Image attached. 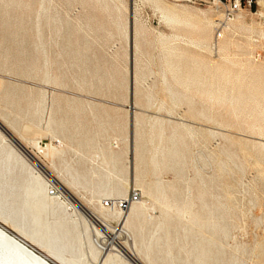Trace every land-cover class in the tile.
<instances>
[{
	"label": "rangeland",
	"instance_id": "obj_1",
	"mask_svg": "<svg viewBox=\"0 0 264 264\" xmlns=\"http://www.w3.org/2000/svg\"><path fill=\"white\" fill-rule=\"evenodd\" d=\"M232 9L0 0V124L46 169L22 151L29 172L0 162L2 217L31 230L25 190L38 171L71 181L68 192L110 227L100 202L136 191L140 214L120 239L143 264H264V4ZM65 198L40 221L69 232L65 259L96 264L103 250L89 225L99 226Z\"/></svg>",
	"mask_w": 264,
	"mask_h": 264
},
{
	"label": "bare ground",
	"instance_id": "obj_2",
	"mask_svg": "<svg viewBox=\"0 0 264 264\" xmlns=\"http://www.w3.org/2000/svg\"><path fill=\"white\" fill-rule=\"evenodd\" d=\"M257 4L259 6H263L264 0H257ZM160 10L162 14L168 19V21L173 23L183 22V20H181V15L178 14V12H176L175 10L171 9V7L168 8L166 6H161ZM167 64L169 65V62ZM169 66H172V64ZM173 73L177 74L178 69H173ZM226 75L228 77L229 73H227ZM17 140L12 138L11 136L9 137L6 136L4 133L0 131V162L4 164L3 171L8 172L10 171L11 166L14 168L15 165H19L21 171L29 172L30 171L29 168L25 167V160L22 155L23 152L41 171L46 173V169H44L43 165L38 161L36 156L32 155L30 152H27L24 146L22 147L19 144L20 142L18 143ZM12 141L13 143H15V145H17V147L12 143ZM42 150L43 147L38 148L39 152H42ZM130 151L132 152L131 148ZM131 166L133 172L134 169L133 163ZM36 172H35L36 175H33L32 179L30 180L25 190V195L27 197L25 200V204L26 205L28 204L26 211H29L30 213L29 215H30L31 230L29 232L26 231L24 232L18 229L16 230L9 223L8 219L6 218L4 219L2 217L1 214L2 212L0 213V264H52L47 260V258L53 259L57 264L73 263L72 258L65 259L63 257V252L65 251L66 243L68 242L69 232L66 230L64 233H62L58 231V229H56L55 227H50L48 224L49 222L46 221L47 218L45 216H44L45 220L43 222L40 221L41 214L44 213L45 211L47 212V208L49 207V205L52 202H55V200L59 199L60 197H66L65 199L69 200L68 204L71 206L70 207L71 213H75V214L78 213L79 215L84 217L85 221L90 218L95 223V225H97V227L99 226V229H97L96 226L93 227L87 224L89 225V229L92 232L96 233L95 234L97 235L95 236L97 239L96 241L99 242V244H101L102 246L101 250H103L101 257H99L97 262L95 261L96 264H143L140 253L137 250H135L132 241L131 243L129 242L130 244L128 245V247H124V245H122L121 243L122 240L120 239V235H123L126 238V241L127 240L130 241L131 239L130 233L127 231V229H125V225L131 219L136 218L140 214V208L134 207L135 205H133L136 204L138 201L135 203H131L130 205L127 206V208L121 210L113 206H110L109 208H104L100 206V208L103 209L104 211H110L111 212L110 215L117 220L116 225L114 227H110L108 225H105L103 222H101L98 216L90 212L86 208V206L82 204V202H80L74 195L68 192V187H72L73 184L71 181H67L65 179L60 181L51 176L49 179L52 184H50L49 181H42L39 177V172L38 171ZM49 187L50 189L56 187V189H58L57 192L58 194H55L56 193L55 192L54 194L51 195L49 193L50 190ZM162 198L164 199V197ZM63 203L64 201L61 200L57 201L58 205ZM5 205H6L5 202H2L0 200V210L2 209L5 211L6 210ZM11 212H12L11 219H16L17 216L14 215L15 212L14 207L13 208L11 207ZM23 217L24 215L20 214V218L22 219ZM6 230H10L12 233H8ZM85 233L86 230L83 231V234ZM33 248H35L38 252H36Z\"/></svg>",
	"mask_w": 264,
	"mask_h": 264
},
{
	"label": "built area",
	"instance_id": "obj_3",
	"mask_svg": "<svg viewBox=\"0 0 264 264\" xmlns=\"http://www.w3.org/2000/svg\"><path fill=\"white\" fill-rule=\"evenodd\" d=\"M245 2V5L250 8L252 0H232V5H233V9L232 12H235L237 10H239L241 8V4ZM218 33L216 34V36L218 37ZM56 192V190L54 189H50L49 193L52 195ZM139 198V194L136 191H132L129 195H127L125 198H120V199H116L113 201H101L100 202V206L104 207V208H109L110 206H113L117 209H125L127 208L128 205H130L131 203H135L138 201Z\"/></svg>",
	"mask_w": 264,
	"mask_h": 264
},
{
	"label": "water",
	"instance_id": "obj_4",
	"mask_svg": "<svg viewBox=\"0 0 264 264\" xmlns=\"http://www.w3.org/2000/svg\"><path fill=\"white\" fill-rule=\"evenodd\" d=\"M0 131L2 132V133H4L6 136H11V134L0 124ZM12 137V136H11ZM13 138V137H12ZM8 233H11V232H9L8 230H6Z\"/></svg>",
	"mask_w": 264,
	"mask_h": 264
},
{
	"label": "trees",
	"instance_id": "obj_5",
	"mask_svg": "<svg viewBox=\"0 0 264 264\" xmlns=\"http://www.w3.org/2000/svg\"><path fill=\"white\" fill-rule=\"evenodd\" d=\"M253 7V6H252Z\"/></svg>",
	"mask_w": 264,
	"mask_h": 264
}]
</instances>
